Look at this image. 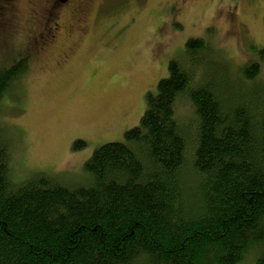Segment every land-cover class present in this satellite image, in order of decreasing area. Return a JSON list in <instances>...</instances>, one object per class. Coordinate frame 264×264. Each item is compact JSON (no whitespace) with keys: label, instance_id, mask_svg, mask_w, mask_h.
<instances>
[{"label":"trees","instance_id":"1","mask_svg":"<svg viewBox=\"0 0 264 264\" xmlns=\"http://www.w3.org/2000/svg\"><path fill=\"white\" fill-rule=\"evenodd\" d=\"M213 46L186 42L139 123L93 152L81 184L45 172L16 184L0 123V264H264V47L238 77L223 62L219 80ZM27 69L24 57L0 63V111ZM178 104L194 123L180 124Z\"/></svg>","mask_w":264,"mask_h":264},{"label":"rangeland","instance_id":"2","mask_svg":"<svg viewBox=\"0 0 264 264\" xmlns=\"http://www.w3.org/2000/svg\"><path fill=\"white\" fill-rule=\"evenodd\" d=\"M28 2H18L23 16ZM22 36L4 41L0 63L24 54ZM196 37L221 53V62L210 63L217 79L223 62L238 77L239 68L264 47V0H96L87 31L43 61L33 51L27 72L12 84L18 94L1 101L14 182L38 172L60 175L69 184L85 182L86 161L139 123L146 95L157 91L159 80L169 76L170 60L184 56L186 42ZM176 116L184 126L195 120L187 105L178 104ZM78 139L87 142L81 150L72 148ZM240 264L257 263L249 255Z\"/></svg>","mask_w":264,"mask_h":264},{"label":"flooded vegetation","instance_id":"3","mask_svg":"<svg viewBox=\"0 0 264 264\" xmlns=\"http://www.w3.org/2000/svg\"><path fill=\"white\" fill-rule=\"evenodd\" d=\"M18 2L0 0V37L7 35V41L10 37L23 34L27 51L19 59L24 57L29 68L33 51L35 60L43 61L60 53L61 44L78 31H87L89 14L96 0H29L25 16L21 14ZM61 61H67L64 54ZM60 65L61 62L57 63V66Z\"/></svg>","mask_w":264,"mask_h":264}]
</instances>
